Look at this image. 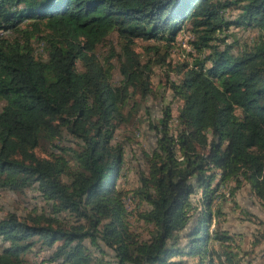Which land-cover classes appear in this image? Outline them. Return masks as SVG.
Segmentation results:
<instances>
[{
  "label": "trees",
  "instance_id": "trees-1",
  "mask_svg": "<svg viewBox=\"0 0 264 264\" xmlns=\"http://www.w3.org/2000/svg\"><path fill=\"white\" fill-rule=\"evenodd\" d=\"M185 24L197 58L170 66ZM232 26L257 35L234 51L218 39ZM154 67L177 77L165 91L179 106L148 124L128 198L115 135L156 99ZM0 102V191L44 206L0 219V264L33 249L49 264H241L214 202L233 182L264 209V0H0Z\"/></svg>",
  "mask_w": 264,
  "mask_h": 264
},
{
  "label": "rangeland",
  "instance_id": "rangeland-1",
  "mask_svg": "<svg viewBox=\"0 0 264 264\" xmlns=\"http://www.w3.org/2000/svg\"><path fill=\"white\" fill-rule=\"evenodd\" d=\"M235 12H226L225 18L231 20L235 17ZM187 24L176 35L174 45L169 51L168 63L170 66L183 63H192L197 54L188 46L190 34L187 31ZM257 32L250 27H229L228 31L218 36L219 40H224V44L233 46L234 51L249 46L255 39ZM226 36V39H225ZM217 44V43H216ZM153 42L136 41L135 51L142 55L144 48L153 46ZM222 44H218L221 46ZM161 48L160 54L163 53L164 43L157 44ZM165 75H168V81H177L174 73L167 72L163 68L154 67L150 77L151 84L156 93V99L147 98L141 103L136 113L132 114L129 123L125 128L119 130L115 139L116 142H122L124 148V168L122 177L118 180V188L128 194L131 198V191L138 186V177L145 174V163L142 152H150L155 143V134L148 127L149 123H154L160 117L161 108L171 104V115L175 118L176 110L179 104L171 98L166 89ZM116 78V75H114ZM4 105L0 102V109ZM42 153V150H40ZM234 184L230 182L226 189H220L219 195L222 197L214 203L220 207L219 227L222 232L232 240V252L237 254L236 260L239 259L241 264H264V209L252 195L249 193L247 186H241L237 191L230 195V190ZM199 195L192 196L190 203L197 207ZM40 211L44 209L43 204L37 199L36 194L26 192L24 196L14 195L7 191H0V219L8 213H14L17 216H24L33 209ZM195 216L188 224L186 232L192 227ZM216 226V219L213 217L209 231H213ZM182 236H184L182 234ZM180 236V244L184 245L185 240ZM215 249H217L215 247ZM45 253L42 250L33 249L32 253L26 256L31 264H49L44 261ZM174 262L180 264H196L194 259L187 257L174 258Z\"/></svg>",
  "mask_w": 264,
  "mask_h": 264
}]
</instances>
